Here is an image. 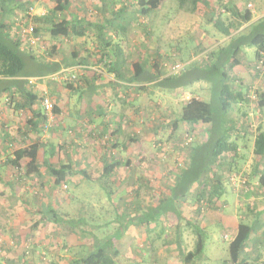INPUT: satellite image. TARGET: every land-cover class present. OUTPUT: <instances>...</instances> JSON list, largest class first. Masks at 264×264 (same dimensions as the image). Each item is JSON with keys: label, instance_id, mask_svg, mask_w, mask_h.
I'll list each match as a JSON object with an SVG mask.
<instances>
[{"label": "rangeland", "instance_id": "374dc122", "mask_svg": "<svg viewBox=\"0 0 264 264\" xmlns=\"http://www.w3.org/2000/svg\"><path fill=\"white\" fill-rule=\"evenodd\" d=\"M71 1L72 5L69 8L76 13L78 5L82 4V2L80 3V0ZM92 1L101 2L100 0H86L84 4H88V6L85 5L84 10L87 14L91 13V11L87 10L90 8L89 4L91 5ZM105 1L109 2L110 0ZM125 1H128L127 9L119 14H114L113 18L109 20L111 21L109 25H112L113 27L111 28L116 29L119 33V38L113 39L112 45L119 43L123 47L124 55L129 62L134 58H139L138 60L143 64H159L164 73H172L171 66L175 63H181L183 65L182 69H190V67L201 63L206 51L221 43L222 36L216 33L212 23L209 21L210 10L214 7L216 8V0H214L216 3L213 0H209L210 6L200 4L198 10L194 13H187L177 9L176 0H164L156 10L147 16L138 17L131 13L132 7H129L132 6L131 3H135V0ZM221 1L224 2L226 0ZM236 1L247 7L248 3H250L253 9H255L256 5L264 7V0ZM116 3V5L123 6L124 1L116 0ZM55 5V2L52 1L50 4L42 5V7L48 11L47 14L49 15ZM68 10L67 14L65 11L57 12L58 19L61 18L60 14L62 16H70L72 10L70 12ZM23 11L21 9L12 18L21 16L19 19H22L24 15L27 16ZM31 20V18L28 19L29 22ZM33 24L35 25V23ZM89 31L93 34H87L84 38H58L62 45L59 48L60 52L57 53L52 50L51 53V47L54 46L53 40L49 37L48 31L43 28L38 34L39 44L34 46L35 49L27 48L26 50L32 51L38 58L47 60H53L60 56L57 61L63 64L62 66H66L65 64L73 60L72 51L77 50L81 53L80 49H83L82 46H85L89 52L95 49L99 54L101 53L98 51L100 45L97 42L98 33L96 29L92 26ZM39 45H46L47 49L42 52ZM94 60L97 61V58H94ZM255 62L254 60L253 65H255ZM106 63H108V59L104 58L101 63L90 64L93 66H86L87 68L81 65H69L68 68H63L64 70H60L56 74L44 76L40 79L41 81L36 80L32 84H41L40 87H42L43 91L38 95V98L44 93L50 95L47 89L49 85L45 87V84L50 82V86L54 85L53 88L57 91H64L68 83L82 85L83 81H85L82 78L84 76L87 78L92 77L100 71L109 74ZM251 70L248 68L246 73L251 76V79L245 82L246 91L248 92L252 86H255L259 93L264 85V68L257 71L256 67L253 66ZM190 71L199 73V71L191 69ZM122 75H124L122 77L126 78L128 73H123ZM46 79L49 82L44 81ZM99 82L98 84L97 80H92V83L96 84L94 89L92 88L91 90L81 88L78 91H69V99L66 100L65 105L68 107V114H62L60 112L61 109L54 102L56 108L59 109L58 115L61 117V119L59 118L60 120L57 119V123L59 121L60 123L72 121L67 126L68 128L69 126L73 127L74 133L78 131V136L79 132L86 129L91 133L93 129H97L95 125H101L102 120H105L111 129L119 128L120 131L116 132L118 134L116 136V146H109L110 143H108L106 137L99 139V141L102 142L101 144L106 145L107 155L118 158L122 164L108 180L104 178L97 181L85 179L79 173H74L76 171L73 170L60 187L55 188L56 184L53 186L52 183L53 190L58 189L55 192L49 190L47 194L45 193L46 191L41 189L36 193L22 196L19 199L21 204L12 203L10 200L7 202L5 199L3 201L0 200V210L2 209L0 211V259L7 260L6 264H9L8 261L10 259L14 261V264H70L74 257L88 251L92 241L89 234L83 231H75L69 226L53 227L43 222L35 224L40 218L39 213L31 216L27 210L25 213L22 208L16 210L15 206L22 207L23 202H25L28 210L36 211L41 209L46 211L47 207H49L48 202L60 214L69 217L78 216L79 209L84 207L87 211L86 218L99 217L102 223L99 225L104 227L100 230H105L110 236L119 226L117 222L113 221L116 216L114 211L112 212L113 207L123 209L128 202L132 203L136 197L142 203L141 209L137 210V214H141L148 204L156 202L158 197L167 191L174 175L182 167L184 168L190 147L204 141L205 134L203 132L202 134H196L193 131H188L185 128L187 126L182 122H177L174 125L175 119L179 118L183 101L191 97L204 98L206 100L212 99L211 92L208 89L210 83L204 79L193 83L196 87L193 89L192 83L188 84L183 79H181V82L180 79H175V83L179 84L172 86L167 83L165 85H156L155 83L143 81L132 82L133 84L128 82L112 83L105 75H102L99 78ZM198 84H200V87ZM181 89L184 90L179 92ZM94 93L97 95L101 94V97H93ZM10 95L7 106L14 109L15 101L18 100L20 95ZM94 100L95 102H93ZM96 101L100 103L101 109L96 108L94 111L93 104H96ZM84 102L85 105L83 106ZM76 107L80 109L85 107L86 111L78 113L79 110L77 111L76 109L78 108ZM243 107H246V110L243 111L252 114H249L250 117L245 119L240 125L244 130H247V127L257 129L259 124L263 122V116L257 106V99L254 101V99L248 98V102ZM98 112L102 113L101 116L103 118L100 120L95 119ZM231 114L233 115L234 112H231ZM57 123L54 121L51 126ZM197 125L208 127L207 124L198 123ZM47 128H44L41 135L47 134L49 137L46 135L42 139H47L48 137L51 141H57V143L53 142L55 145L59 146L60 143L65 145L63 140L72 137L70 131L66 128L63 129L64 132L60 131L62 132V137L57 135L54 138L52 133L54 131L58 134L57 130H48L50 127ZM239 132L241 133V131ZM234 137H237V135L234 134ZM233 139L235 140V138ZM14 147L12 146L10 150L11 158H13L16 149ZM55 148L53 154H50L49 149L44 150L45 154L40 151L39 160L46 157L55 163H74L76 167L89 172L92 177H99V161L94 158L96 155L89 148L85 147L88 150L84 151L80 149L68 151L66 146ZM247 152L249 153V150H246L244 155L247 156L245 157H248ZM252 154L257 155L255 150H252ZM6 156L9 157L7 154H0V160L2 161ZM127 159L129 162L126 164ZM25 161L26 159L20 162L17 170V172H21V186H27L26 190L30 188L36 190L39 188V184L36 180L30 181L33 177L26 172ZM235 168L232 169L235 170ZM234 173L237 174L238 172L235 171ZM237 176H240V186H245L246 174H237ZM44 180L42 184L45 182L50 185L52 179L47 175ZM103 185L107 188L112 187L111 189L114 190L113 202L107 201V189H104ZM137 189L138 192H136ZM189 199L180 204L183 220L177 221L176 218L170 216L159 217L155 221H150L147 225L137 222V224H133L126 229L115 243L119 249L115 264H229L225 260L229 259L227 249L230 240L222 238L223 234L229 232H224L221 225L217 222L210 224L205 229L206 239L202 254L206 255L208 259L204 263L202 262V257L195 258L191 262L183 260L185 253L194 250V236L186 223V218L192 215L189 213V205L194 202L192 200L190 203ZM199 203L201 204V202ZM132 204L130 206L134 207V202ZM229 207H231V203ZM210 214H205L204 219L205 217H211ZM108 219H110V222ZM104 220L107 221V224H104ZM198 221H200L199 224L201 222L202 224L204 223L202 218H198ZM100 230L96 231L101 234L102 231ZM255 230L256 233L260 232L261 234L262 227H256ZM234 234L232 233V235Z\"/></svg>", "mask_w": 264, "mask_h": 264}, {"label": "trees", "instance_id": "16d2710c", "mask_svg": "<svg viewBox=\"0 0 264 264\" xmlns=\"http://www.w3.org/2000/svg\"><path fill=\"white\" fill-rule=\"evenodd\" d=\"M8 0H0V9H4ZM37 1V0H34ZM55 7L50 11V14L44 16H36L32 23H35V33L39 34V30L46 28L49 31L51 38H71L76 36H83L86 34L85 29L92 26L98 33L97 42L100 45L98 51L92 50L89 57L97 58L96 60H86V57L78 56L77 50L72 51L73 60L65 64L71 66L74 64L84 67H90L101 62L104 58L110 59L107 64V71L113 73L118 78L125 82H137L143 81L146 83H155L156 85L165 83L169 85H178L175 83V79L186 80L188 84H191L194 80L204 79L209 82L208 87L211 92L212 99L206 100L204 98L191 97L185 100L182 104L180 115L178 119H175L174 125L177 122L184 123L188 131H192L194 126L199 124H207V139L200 145L194 144L190 147L191 153L188 155L184 168L180 169L173 177L172 183L168 186L167 191L163 193L156 202L148 204L146 209L137 214V210L141 209V202L135 197L134 207L130 206L132 203H127L123 209L113 207L115 222L118 223V227L114 230L113 234L108 235L105 230H100L102 227L99 224V217L86 218L87 211L84 207H81L78 212V216H66L60 214L54 207H47L46 211L34 212L33 215H38L40 218L35 224L51 223L52 226H69L73 230L83 231L91 237V244L86 253H81L74 257L70 264H115L116 256L119 253V249L115 245L116 241L124 234L126 229L131 225L149 223L155 221L159 217H172L177 221L183 220V214L180 209V204L187 201L190 196L191 200H195L197 203L201 200L211 202L214 199H218L217 179L208 180L206 175L211 172L210 165L219 157H222L225 153H236V144L233 141H229L230 134L235 129V119L230 116V112L235 107H239L248 101L247 93H240L238 81L236 78L231 77L230 72L234 66L242 65L246 56L245 48H254L255 61H258L264 54V16L258 19H253L252 9L246 5H237L236 0L217 1L216 8L210 10L209 21L212 23L214 29L220 33L221 36L228 37L227 41L222 45L213 46L210 50L206 51L201 63L190 67L191 70L199 71L191 72L190 69H181L176 73H164L161 70V65H146L140 62L139 58L132 59L129 64L125 58L124 52L119 43H113V37L107 34L108 30L115 31L109 25L110 18L105 21H88L84 19H77L71 17L67 19L61 17L58 19L57 12L65 11L67 9L68 0H53ZM102 3L105 0H100ZM164 0H135V3H131L129 6L132 10L131 13L135 16H147L152 11L156 10ZM209 0H176L177 9L187 13H194L198 10L199 5H209ZM214 1V0H213ZM216 1H214L216 3ZM108 2V1H107ZM128 2V1H127ZM127 2L118 9L115 14H119L127 9ZM2 4V5H1ZM24 8V4L18 5L17 9ZM25 7V11H26ZM24 10V9H23ZM84 22H83V21ZM85 23V24H84ZM44 25V26H42ZM87 26V27H86ZM6 24L0 20V76L11 79L12 82L19 81V77L28 76H45L52 74L60 69V63L52 59L47 60L45 58H38L32 51L23 50L21 42L17 38L8 37L5 34ZM97 38V36H96ZM55 50V47H51ZM98 54L100 55L98 57ZM119 61L122 69L128 72V77L122 76V71L115 69V62ZM86 67V68H87ZM100 74L96 73L92 77L95 79ZM100 77V76H99ZM81 88H87L88 90L94 89L95 84L92 80L85 77ZM23 83V78L20 80ZM19 83V84H20ZM22 86V84H20ZM240 85V84H239ZM72 91L76 90V87L71 83L66 85ZM162 86V85H161ZM10 84L2 87V90L8 89ZM140 88V87H139ZM26 93L29 96L27 106H30L32 101H36L37 95H33L30 91H26L25 86L21 87L20 95ZM31 100V101H30ZM18 101V100H16ZM26 105V101L23 100L21 107ZM257 106L261 109L264 108V91L259 92L257 95ZM55 111L58 110L55 106ZM42 126L46 124V117L43 114V108L41 107ZM59 119V115L55 121ZM52 124V123H51ZM50 124V125H51ZM49 125V126H50ZM46 126V125H45ZM48 126V125H47ZM45 128V127H44ZM217 129V131H216ZM211 130V131H210ZM257 146L255 149L256 154H264V132L256 137ZM40 144L34 143L15 150L13 158H10L11 163L16 167H19V163L22 159H27L26 172L38 174V157ZM54 152V148L50 149ZM45 154V151H42ZM42 164H44L54 177V183L60 185L64 183L67 176L74 170L79 173L81 177L85 179H94V181L105 179L108 180L119 168L121 161L118 158L112 157L103 161V167L101 175L99 177H92L89 172L84 169L76 167L74 163H59L55 164L50 162L46 157L43 158ZM129 160L126 161V164ZM206 179V180H205ZM259 185L263 187L264 191V172L258 178ZM196 184L203 185L190 195L192 187ZM109 187V186H108ZM207 187H209L207 189ZM103 188L107 189V201L113 202L114 190L112 187L107 188L103 185ZM121 192V191H120ZM138 192V189L136 190ZM213 194V195H212ZM202 206L200 203H198ZM133 205V204H132ZM123 210V211H122ZM111 212V213H112ZM263 211H257V217L262 214ZM93 216V215H92ZM110 222V219H108ZM112 221V220H111ZM114 222V223H115ZM186 223L192 228L195 234L194 250L184 254L183 260L185 262H191L192 259L202 255L205 247L206 232L203 228L197 225L195 222H190L186 219ZM190 223V224H189ZM98 224V225H97ZM104 224L107 221L104 220ZM88 226V227H87ZM89 229H87V228ZM256 227H262L260 246L264 249V222L259 223L256 220L254 223H248L246 221H240L234 237L229 242V260L232 264H252L245 257L242 256L246 243L250 240L252 233L256 232ZM102 231L99 234L97 231ZM83 248V246L81 245ZM7 260L0 259V264H6ZM9 264H14V261L10 259Z\"/></svg>", "mask_w": 264, "mask_h": 264}, {"label": "crops", "instance_id": "0c3cea01", "mask_svg": "<svg viewBox=\"0 0 264 264\" xmlns=\"http://www.w3.org/2000/svg\"><path fill=\"white\" fill-rule=\"evenodd\" d=\"M28 1L30 2L31 0H8L7 4H5L4 9H0V20L4 24H6V29L4 32L8 37L16 38V31H15L16 26H15V22H14V19L12 18V16L17 15L21 9H24L23 12H25V7L27 8L29 6H31V7L35 6L34 8H35L36 12L38 13L31 18L32 20L34 18H36V16L47 15L48 11H46V9H44L42 7V5H45L47 3L50 4L53 0L52 1L51 0H37V1L32 0L30 3ZM85 1L86 0H80V3L82 2V4L78 5L77 12L74 13V11L71 8H69V6L72 5V3H71L72 1L68 0L67 9L65 10V12L67 14V10L70 9L68 11L70 12L72 10V12L70 13L71 15L70 16H66V15L62 16L60 14V17H65L67 19H70L72 16V17H76L79 20L84 19V20H88V21L99 22V21H105V19H107V18L112 19L113 15L121 7V5L120 6L116 5L117 4L116 0H110L109 2L105 1L104 3L92 1L91 2L92 4L91 5L89 4L90 8L87 10V11H91V13L87 14L86 11L84 10V6L85 5L88 6V4H84ZM123 1H124V3H126L125 0H123ZM27 3H28V6H27ZM124 3H123V5H124ZM22 4H24V8L17 9L18 5L20 6ZM236 4L241 5V3L237 2V1H236ZM91 8H92V10H91ZM263 10H264L263 6H257L256 5L255 9H253V11L255 12L253 19L255 20V19H258L259 17H261L262 16L261 12ZM32 20H31V22H32ZM41 30H39V32ZM44 30L46 31L47 29L44 28ZM85 31H86L85 35L76 36V37H83L84 38L87 34H91V35L93 34L89 31V28H86ZM216 33H218L220 35V33L218 31H216ZM107 34L111 35L114 39L117 37L119 38V35H118L119 33L116 29H115V31L108 30ZM48 35H49V31H48ZM49 37H50V35H49ZM227 38L228 37L222 36L221 43L219 45H221V44L223 45L227 41ZM51 39L53 40V45L55 47V51L57 53H59L60 52L59 48L62 46L60 39H58V38H56V39L51 38ZM21 45H22V43H21ZM22 47L24 48L23 50L26 51L27 48H25L24 45H22ZM82 48L83 49H80L81 53L78 51V53H79L78 56L86 57L87 61L94 60V58L89 57L91 51L90 52H89V50L87 51L85 46H82ZM121 48L124 52V49L122 46H121ZM245 51H246L245 52L246 56H244V59H245L244 63L242 65L234 66L233 70L230 72L231 77L236 78V80L238 81L237 82L238 86H239L238 91L240 93H243V94H245L247 92L245 82L248 81L249 79H251L250 74H246L247 69L249 68V70H251V68H253V66H254L253 63L255 60L254 48H245ZM59 58H60V56H58V58H54L55 60L54 59L53 60L57 61ZM249 60H252V61H249ZM108 61H110V59H108ZM101 62H98L97 64H99ZM127 62L129 64V61H127ZM62 65L63 64H60V69L57 72L52 73V74H56L60 70H64L63 68H68V66H62ZM74 65H85V64H74ZM114 66H115V69L117 71L125 70V69H122L119 61H116ZM242 69H243V71H242ZM245 69H246V71H245ZM251 71L253 72V70H251ZM123 73H128V72L125 70V71H123ZM52 74H47L45 76H49ZM98 74H100L99 75L100 77L102 75H105L109 79V81L112 83L113 82L125 83L124 80L118 78L113 73L107 74V73H102L100 71V72H98ZM110 74H112V75H110ZM128 75L126 77H128ZM99 76L96 77L95 79L93 77H88V78L90 80H97V83L99 84L100 83L99 82V78H100ZM39 77L40 76H28V77H21V78L19 77L18 82H16V78H15V81L12 82L11 79L4 78V77L0 76V123H1L0 124V153L4 154V155H6V154L9 155V157L6 156V158H4L2 161L0 160V200L1 201H3V199H5L7 202H8V200H10V202H12V203H14V202L19 203V199H21V197L24 195L36 193L37 191H39L41 189L43 191H46L45 193L48 194L49 190H53V186H55L54 177L51 174V172L49 171V168H47L44 164H42V161L44 159L39 160V158L37 160V162L39 164L38 165V174L35 172L30 173V175L33 177V179H30V181L36 180L37 183L39 184V188L36 190H32L31 188L29 190H26L25 188H27V186L26 187L21 186V183H20L21 182V176H20L21 172H17L19 167H16L10 161L11 160L10 159L11 158L10 157V150H11L12 146H15L14 149L16 148L15 150H17L21 147L37 143V144L41 145V148L39 149V153H40V151H43L46 149H49V150L52 148L56 149L55 147L60 148L62 146H66L68 151L76 150V149L77 150L80 149L81 151H84V150H88L85 148V147H87L91 151H93L94 155H96V156H94V158H96L99 161V171H100V175H101V171H102V167H103V161L105 159L107 160V159H110L112 157L107 155V151H106L107 148H105L106 145L101 144L102 142H100L99 139L106 137L108 139V143H110L109 146H111V147H114V145L116 146V144H117L116 136L118 134L116 132H118L120 130H119V128H117V129L109 128L107 125L108 123L105 120H102L101 125H99V124L95 125L97 127V129H93L94 130V131L92 130L93 132L91 131V133H90L89 130L86 129L87 131L84 130L82 132H79V136L77 134L78 131L76 133H74L73 127L69 126V128H68V126H67L68 124H71L72 121H67V123H65V122L60 123V121H59V123H57V121H56V123H57L56 125L53 124L54 126L50 125V126H48V128L49 127L50 128L49 129L47 128L48 130H50V129L51 130H57L58 134H56L54 131L52 133L54 138H56L57 135L62 137V132H64L63 129L67 128L68 131H70V134L72 136L69 138H72V139L68 138L67 140H63L65 145L63 143H60L59 146L55 145V143H57V141H54V140L51 141L50 139H48L49 135H47V134H46L48 136L47 139H45V138L42 139L43 136H46V135H41L43 130H44V127L42 126L41 106H40L39 99H36V101L33 100L31 102L32 104L30 106H27L29 96H27L25 92H23V94L20 95L21 94L20 93L21 87H23V85H24L26 88V91L28 90L33 95H37V98H38V95L41 94L43 89H42V87H40L41 84L40 85H33L32 82H36V80L41 81L40 79L44 76H42L40 78ZM85 77L86 76H84L82 78L84 79ZM22 78H23L24 82L20 83L21 82L20 80ZM44 81H48V80L46 79ZM197 81L198 80H194L192 82V84H191L192 89L195 87L193 83H197ZM51 82H54V81H51ZM19 83L22 84V86ZM8 84H10V87L8 89L2 90V87L7 86ZM50 84L51 83L49 82V83L44 85L45 87H47V85H49V87H47V89L50 93L49 96L58 105L59 109H61L60 112H62V114H68L69 113L67 111L68 107L65 105H66V100L69 99V91H72V90L66 86L67 88L64 87L65 88L64 91H57L56 89L53 88L54 85L50 86ZM73 86L76 87L75 91L80 90L82 87L81 84H76ZM198 86L200 87V84H198ZM182 90H184V89L179 90V92ZM81 91H83V90H81ZM262 91H264V85H263L262 89H260V92H262ZM10 94L20 95L18 97V101H15L14 109L9 108L7 106L8 102H9L8 98H9V96H11ZM100 95H97L94 93L93 97L100 98L101 97ZM23 100L26 101V105L24 107H21L20 105H22ZM93 102H95V100ZM183 102H182V104H183ZM246 102H248V101H246ZM245 103L240 105V108L235 107L233 109V111H231V112H234L233 115L230 112V116L233 119H235V129L230 134L228 139H229V141H233L236 144V153L234 155L232 153L231 154L225 153L222 157H219L218 159H216L210 165L211 172L209 174H207L205 177L208 180H210V179L214 180V181H216L215 179L218 180L219 183L217 184L218 186H217L216 192L218 193L219 198L214 199L211 202H208L206 200L205 201L201 200L200 202H201L202 206H200L198 204L199 202L197 203L195 200H194V202H192L191 205H189V213L192 215L190 217H187L186 219L189 220L190 222L196 221L197 225L200 226L201 228H203L204 230L206 228H208V226L210 224L217 222L221 225L222 230L224 232L235 233L240 221H246L248 223H254L255 220L259 223L264 222V213L263 212H262V214H260L257 217V211H263L264 210V191H263V187L260 186L259 182H258L259 176L261 175V173L264 172V154H257V155L252 154V150H255L256 146H257V141H256L257 135L260 134V132H264V108H261L259 111L263 116V118H262L263 122L261 124H259V127L257 129H250L249 127H247V130H244L240 124H242V122L245 119H248L250 117L249 114H252V113H247V111H243V110H246V107H243L245 105ZM84 105H85V102L83 103V106ZM93 105H94L93 106L94 111L96 108L101 109V107H100L101 105L99 102L96 101V104H93ZM76 108H78V107H76ZM59 109H57V110H59ZM76 110L77 111L79 110L78 113H84L86 111L85 107L81 108V109L78 108ZM59 114L61 115V113H59ZM79 115H80V117L82 116L81 114H79ZM97 115L95 118L96 120H100L101 118H103L101 116L102 115L101 112H98ZM59 118L61 119V117H59ZM81 118H83V117H81ZM76 128H78V127H76ZM185 128H187V127H185ZM61 130H62V132H60ZM188 130H190V129H188ZM192 131L195 132L196 134H198V133L202 134V132H203L205 134L204 141H206L207 130L205 129V127H203L202 125H200V126L195 125ZM216 131H217V129H216ZM239 131H241V133ZM44 133H46V132H44ZM74 134H75V136H74ZM234 134H236L237 137H234ZM233 138H235V140ZM27 140H28V142H27ZM53 142H55V143H53ZM203 142H201V143H203ZM201 143H199L197 145H200ZM124 147H126V145H124ZM246 150H249V153L247 152L249 158L245 157L247 155H244ZM190 153H191V150L189 151V155H190ZM50 154H53L51 152V150H50ZM22 160H24V159H22ZM236 161H239V162H236ZM241 161H242V165H241ZM25 162L27 163V159ZM50 162H52V161H50ZM52 163H55V162H52ZM55 164H59V163H55ZM121 164H122V162H121ZM232 168H235V170H233ZM14 170H15V172H13ZM232 171L238 172L237 174H239V175L243 174V173L246 174L245 186H243V185L240 186L239 183H238V185H234L230 182L231 177L235 178L237 181L240 180V176H237V174L232 172ZM229 172H232V173H229ZM47 175H49V178L52 179L50 185L45 183V182H43V184H42V181H45L44 178ZM14 182H17V183H14ZM242 182H244V181L242 180ZM52 183H53V186H52ZM62 184L56 185L55 188L60 187ZM202 186L203 185H201V184L194 185L190 191V195H192L198 189V187L201 188ZM208 188L209 187H207V189ZM55 190H58V189H54L52 192H55ZM191 197L192 196H190V199H189L190 203L192 201ZM230 203H231V207H229ZM19 204H21V203H19ZM47 204H48V206H51L50 203L47 202ZM0 208H1V204H0ZM21 208L25 213L27 210L32 216V212H31L32 210H28L27 203L23 202L22 207L21 206H15L16 210L21 209ZM205 209H206V211H205ZM37 211H40V210H36L34 212H37ZM208 213H211L210 214L211 217H205V219H204L205 214L207 215ZM198 218H202L204 223L202 224V222H201L199 224L200 221H198ZM48 224L52 226L51 223L48 222ZM57 227H60V226H57ZM190 231H191V234L194 236L193 241L195 243V235H194L191 227H190ZM260 241H261L260 232L259 233H256V232L252 233V235L250 236V240L246 243V246L244 248V252L242 253V256L245 257L252 264H264V249L261 248ZM227 254L229 256V248L227 249ZM203 256H204V258H203ZM201 257H202L203 263L208 259V257L206 255H203V254L200 255L199 257H196V258H201ZM225 261H226V263L228 262L229 264H232L229 259H226Z\"/></svg>", "mask_w": 264, "mask_h": 264}, {"label": "built area", "instance_id": "2783aa9c", "mask_svg": "<svg viewBox=\"0 0 264 264\" xmlns=\"http://www.w3.org/2000/svg\"><path fill=\"white\" fill-rule=\"evenodd\" d=\"M248 8L252 9L253 14L255 12L253 11V7L250 3H248ZM25 13L27 16L24 15L22 19H19L21 16H16L14 19L15 26H16V38L20 40L22 45H24L25 48H30V49H35L34 46L36 44H39V35L35 33V26L32 22H29L28 19L32 18L34 15L38 14L35 10L34 7H27ZM261 15L264 16V10L261 12ZM40 48L42 49L41 51L44 52L47 47L46 45L42 46L39 45ZM256 70L260 71L264 68V54L261 59L255 62ZM183 68V65L181 63H175L174 65L171 66V71L172 73L179 72ZM53 75V74H52ZM258 91L255 86H252L247 92V97L249 99H254V101L257 99ZM40 106L43 108V114L46 117V126L44 125L45 128H47L51 123H53L57 117V112L55 111V104L54 101L51 99V97L47 94L44 93L40 99ZM48 125V126H47ZM1 154V153H0ZM239 180V179H238ZM230 182L234 185H240V180L237 181L235 178L231 177ZM234 235L232 233H225L222 235V238L224 240H232Z\"/></svg>", "mask_w": 264, "mask_h": 264}]
</instances>
